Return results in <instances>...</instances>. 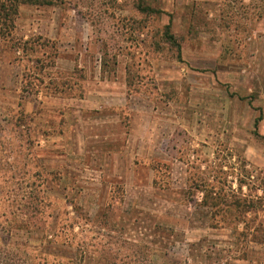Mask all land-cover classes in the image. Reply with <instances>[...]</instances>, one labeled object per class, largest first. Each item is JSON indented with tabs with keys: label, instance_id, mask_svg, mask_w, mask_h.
Wrapping results in <instances>:
<instances>
[{
	"label": "rangeland",
	"instance_id": "rangeland-1",
	"mask_svg": "<svg viewBox=\"0 0 264 264\" xmlns=\"http://www.w3.org/2000/svg\"><path fill=\"white\" fill-rule=\"evenodd\" d=\"M12 35L0 40V264H264L258 0L22 5ZM94 89L142 139L122 178L79 121L91 116L76 99L95 102ZM37 98L56 148L37 147Z\"/></svg>",
	"mask_w": 264,
	"mask_h": 264
},
{
	"label": "crops",
	"instance_id": "crops-1",
	"mask_svg": "<svg viewBox=\"0 0 264 264\" xmlns=\"http://www.w3.org/2000/svg\"><path fill=\"white\" fill-rule=\"evenodd\" d=\"M171 1L174 2V0H171ZM176 1L180 2V0H176ZM221 1L222 0H185L186 3H190V2L191 3H220ZM99 83L101 84L102 82L99 81ZM87 92L88 94H95V96L92 97L93 99H95V102L90 99L86 100L87 98H89V96H87V98L79 97V99H76V100L78 101L77 106L79 107V110L81 112L88 113V115L91 117L87 119H84V117H81L79 121L83 123L85 121H89L92 125H95L94 127L95 131L87 133V137L94 141L95 140L102 141L105 145L110 146L111 149L107 150L106 154L112 155L111 159H112L113 168L111 172L113 174L116 173L118 178H122L124 174L127 175L126 170L129 171V168L125 167L124 168L125 170L122 171L123 167L121 166V164H124L127 161H128L127 164L133 163V159L135 160V157L137 158L138 156V153H136L137 156H132V157L127 155L126 154L127 147H129L132 143L142 144V139H140V137L138 136L136 127H134L133 125H132L133 129L131 128L129 130L128 128L124 126H123V129L120 128L122 126L121 120H120L121 110L118 109L119 111L118 112L117 110L113 109V105H116V109H117L120 107V105H122V103L120 102L118 103L117 101L111 102L115 100V99L112 100L113 97L110 99H107L108 101H106L105 98H103V101H102L98 97H96V95H100V94L113 95V92L111 91L106 92V91H100V90L98 91V89H94L93 91L88 90ZM35 102H37L38 104L33 107V110L32 109L29 110L31 111L29 114L31 115V117H33V120L35 123H40L39 127L38 126L36 127L37 129L36 132L39 134L37 147L39 149H44L47 147L56 148L59 146L58 136L60 135H57L54 133L53 131L54 126L51 127L50 120H47V123L44 124L45 114H44L43 109L46 107L45 105L47 101H45L44 99L38 100L37 98ZM67 107H69V105H67ZM68 111L70 110L67 109L66 112L68 113ZM51 112L56 113L55 111H51ZM67 113L65 114L66 120H67L66 118ZM53 118L56 119V116H54ZM111 123L117 125L115 129L114 128L111 129L108 126ZM44 126L45 128H43ZM62 126H63V134L67 136V121H63ZM42 129H46L45 130L46 133ZM40 130H42V132ZM145 145H146L145 143L144 145H137V146H141V149H142L141 155L144 154L143 156L149 155L148 152H146L147 154L143 152V148L150 149L149 147ZM121 148H123L124 150H121ZM248 148H251V147L248 146ZM38 157H40V155Z\"/></svg>",
	"mask_w": 264,
	"mask_h": 264
},
{
	"label": "trees",
	"instance_id": "trees-1",
	"mask_svg": "<svg viewBox=\"0 0 264 264\" xmlns=\"http://www.w3.org/2000/svg\"><path fill=\"white\" fill-rule=\"evenodd\" d=\"M251 1H257V0H250V2ZM258 1L264 6V0H258ZM58 2H61V0H0V40H5L7 43L13 44L12 34L14 31V26H15V18L18 14V9L20 6L22 5L49 6V5L57 4ZM158 13H161V11H159ZM261 15L262 14L260 12L257 13V17H261ZM164 28L166 31L169 30L170 24L168 23ZM166 35L168 39L171 41V43L174 42V37L172 34L166 32ZM27 99L29 98L25 96L23 100H27ZM23 113L24 112L21 111V114ZM23 115L27 119L28 114L24 113ZM28 119L31 120L32 117ZM258 121H259V118L255 120V126H257ZM233 220H235V216ZM60 245L63 246L64 248H74L72 244L67 243V242H62ZM194 245L195 244L192 243L189 247V251L191 252L190 255L193 254ZM195 257L196 258L194 257L191 258V261H192L191 263H188V262L182 263L179 261H168L167 264H202V262H200V259H198L197 256ZM60 258L61 257L57 258L58 264H61V262L59 261L61 260ZM263 261H264V258H263ZM66 264H76V262L73 258L67 257ZM258 264H261V260L258 261Z\"/></svg>",
	"mask_w": 264,
	"mask_h": 264
}]
</instances>
